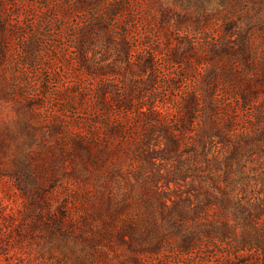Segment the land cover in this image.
<instances>
[{
  "label": "rangeland",
  "instance_id": "obj_1",
  "mask_svg": "<svg viewBox=\"0 0 264 264\" xmlns=\"http://www.w3.org/2000/svg\"><path fill=\"white\" fill-rule=\"evenodd\" d=\"M240 1L0 0V264H69L37 220V187L74 202L79 224L108 223L110 264L130 253L124 224L154 248L142 264H224L264 240V220L223 230L218 202L264 198V137L250 138L264 93L235 94L225 49L224 23L246 27ZM251 44L240 68L258 91L264 32ZM221 127L248 140L231 161L229 141L196 137Z\"/></svg>",
  "mask_w": 264,
  "mask_h": 264
},
{
  "label": "trees",
  "instance_id": "obj_2",
  "mask_svg": "<svg viewBox=\"0 0 264 264\" xmlns=\"http://www.w3.org/2000/svg\"><path fill=\"white\" fill-rule=\"evenodd\" d=\"M236 0H234L235 2ZM239 7L234 10L233 13H244L245 14V29H241L236 26L233 21L225 22V29L227 33L226 41L227 47H225L226 52L229 56L230 61V71L233 76L232 87L235 94H237L244 102H248L258 95L264 93V81L262 80L261 84L255 85L256 88L260 89L258 91L253 90V81L250 80L243 69L241 71L240 65L250 63L251 54H252V36L256 31L264 32V16H254L263 5L262 0H241ZM234 6V4H229V9ZM241 9H244L241 11ZM119 7L113 8V11L120 12ZM179 21V20H178ZM181 23V20L179 21ZM168 26V24H167ZM191 26V25H189ZM177 29L180 25H175ZM256 27V28H255ZM5 24L2 18L0 17V45H4L6 39ZM252 66V65H251ZM262 78H264V67ZM260 82V81H259ZM259 86V87H258ZM228 127V126H226ZM261 130H256L254 136L250 138L264 137V128ZM180 134H176L177 139L179 135L184 137V129L179 130ZM228 129L222 128L214 130L199 131L196 134V137L201 140L202 135H216L217 137L224 138L232 147L230 155L227 156L226 161H231L233 158H236L240 145L248 142L244 138L241 142L232 143L230 140L231 135H228ZM227 134V135H226ZM174 141L176 139L172 136ZM169 140L172 143V148L177 146V142H173L170 138ZM77 146H80L79 142H76ZM246 145V144H245ZM175 149V148H174ZM233 168V167H232ZM237 169V168H236ZM236 171V170H235ZM74 175V174H73ZM23 190L25 186H21ZM41 188L37 187V194L39 201L37 202V207L39 211L37 212V220L43 224L47 230V238L54 242L55 248L62 250L63 257H67L69 264H110L107 257L104 256L103 251L100 246V231L103 230L105 233L111 234V227L108 223H104L99 230L97 226L92 225V223L87 222L85 219L82 224H79V220L75 216V211L72 208L75 207L74 202L73 206H70L69 201L67 200L57 201V190L54 192V197L52 193L47 196L41 193ZM40 197V198H39ZM41 200V201H40ZM74 200V199H73ZM219 203L222 204L223 210L226 213L230 214V219L227 218L222 223V229L228 232L229 228L234 229L237 225L242 226V229H248L250 227L257 228V223L261 220H264V198H259L255 201H248L239 198L238 196L233 197L231 194H222V197L219 198ZM44 204V206H42ZM107 211H110L107 208ZM84 218V217H83ZM232 219V222L230 220ZM261 223V222H260ZM258 230H261V224ZM132 224H124L121 226V230L117 233L118 238L122 243L126 244L129 248V254L120 262V264L131 262L132 264H142V260L145 261L144 256L153 254L154 248L148 246L144 241L146 238L143 237L142 233H137L136 229ZM225 233V232H224ZM139 236V238H135ZM256 241L252 245H248L246 250H240L235 255L230 256L231 259H227L224 264H264V240H255L253 236L250 240ZM216 242H220L219 239H214ZM249 240V241H250ZM249 243V242H248ZM152 244V243H151ZM184 246V245H182ZM192 247L188 248L185 246L182 251L188 252ZM244 253V254H243ZM69 256H68V255ZM61 260V259H59ZM10 264V263H8Z\"/></svg>",
  "mask_w": 264,
  "mask_h": 264
}]
</instances>
